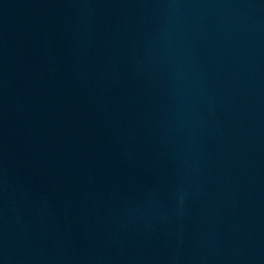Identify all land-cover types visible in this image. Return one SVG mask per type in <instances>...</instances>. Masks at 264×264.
<instances>
[{
  "label": "water",
  "instance_id": "95a60500",
  "mask_svg": "<svg viewBox=\"0 0 264 264\" xmlns=\"http://www.w3.org/2000/svg\"><path fill=\"white\" fill-rule=\"evenodd\" d=\"M0 264H264V0H0Z\"/></svg>",
  "mask_w": 264,
  "mask_h": 264
}]
</instances>
